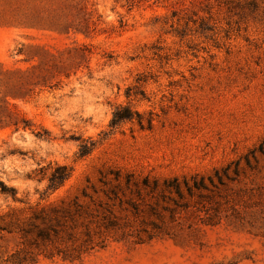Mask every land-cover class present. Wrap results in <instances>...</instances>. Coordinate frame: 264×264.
<instances>
[{
    "label": "rangeland",
    "instance_id": "1",
    "mask_svg": "<svg viewBox=\"0 0 264 264\" xmlns=\"http://www.w3.org/2000/svg\"><path fill=\"white\" fill-rule=\"evenodd\" d=\"M2 110L0 264H264V0H0Z\"/></svg>",
    "mask_w": 264,
    "mask_h": 264
},
{
    "label": "trees",
    "instance_id": "2",
    "mask_svg": "<svg viewBox=\"0 0 264 264\" xmlns=\"http://www.w3.org/2000/svg\"><path fill=\"white\" fill-rule=\"evenodd\" d=\"M51 60V59H50ZM67 67V63H60L57 60L56 61H48L47 62V67H46V72L47 74L44 75V78L47 77V75H51L54 74L56 72L59 73L62 70H65ZM38 83V82H35ZM24 89V84H20L18 85L16 91L14 89V96H22L25 94V91H23ZM2 112H4L3 110L0 111V121H3V115ZM135 114H137V120L139 122V124L144 127L145 126V121L143 116L140 113H135L134 111H132L130 106H117L112 120L110 122V126L111 128H115L117 126H119L121 123L126 122V121H131L133 119H135ZM152 118L147 119V123L149 126L152 125ZM17 124V123H16ZM27 126V125H26ZM25 126V127H26ZM17 129H19V125H17ZM90 151V147H89V143L86 141L85 143L82 144L81 146V155H85ZM71 175V170L68 168V166L66 165H61L58 166L56 168V170L52 173L51 177L49 178V185H48V189H52L53 191L58 189L59 187H61L65 181L67 179H69ZM176 181V179L174 181L169 180L166 181L167 187L173 186L174 182ZM0 186L2 187V191L4 193H10L13 195L14 198H16L17 196V190L14 187H8L3 181H0ZM176 188L177 191H180V187L179 185L174 186Z\"/></svg>",
    "mask_w": 264,
    "mask_h": 264
}]
</instances>
